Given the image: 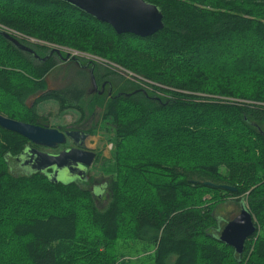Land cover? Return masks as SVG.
I'll use <instances>...</instances> for the list:
<instances>
[{"label": "trees", "instance_id": "trees-1", "mask_svg": "<svg viewBox=\"0 0 264 264\" xmlns=\"http://www.w3.org/2000/svg\"><path fill=\"white\" fill-rule=\"evenodd\" d=\"M144 1L163 23L148 38L117 35L61 0H0V27L152 84L144 92L95 66L94 80L116 90L105 101L86 96L88 74L66 66L59 69L66 85L47 91L45 77L58 63L38 62L0 36L1 115L33 125L46 101L80 113L88 98L102 109L113 145L108 179L86 190L41 174L10 175L7 158L30 144L0 128V264H15L16 252L24 255L16 264H137L130 250L137 245L141 264H264V0ZM95 189L108 200L104 210ZM227 198L257 228L241 255L217 239L225 224L217 208Z\"/></svg>", "mask_w": 264, "mask_h": 264}, {"label": "water", "instance_id": "water-1", "mask_svg": "<svg viewBox=\"0 0 264 264\" xmlns=\"http://www.w3.org/2000/svg\"><path fill=\"white\" fill-rule=\"evenodd\" d=\"M63 3L72 6L94 20L108 25L115 34H131L138 38H148L163 28L162 15L159 9L144 0H61ZM0 36L10 42L21 52L31 54L38 61H44L53 54L61 59L58 50H51L48 55L40 59L35 52L17 42L15 38L9 36L6 32L0 30ZM78 62L75 55L69 56ZM92 90H96L95 80L92 69L89 71ZM0 128L4 131L16 134L24 138L30 145L46 149H56L70 140L75 148L62 151L57 155H48L41 153L36 149L25 147L21 153L22 166H17L23 173L46 174L52 183H58L60 171L72 173L77 171L78 176H69L71 182L82 181V176L92 166L95 160V153L84 147L85 140L89 137L83 132L65 131L61 133L57 129L49 127L47 121L37 120L35 124H25L0 115ZM264 136V134H262ZM25 176V175H24ZM46 176V175H44ZM66 176V175H64ZM202 186L212 189H218L226 192H236L232 187L225 185H216L211 182H202ZM257 230L255 222L248 210L242 206L238 215L227 222L218 235V241L227 246L237 254L241 255L244 249V243Z\"/></svg>", "mask_w": 264, "mask_h": 264}, {"label": "rangeland", "instance_id": "rangeland-1", "mask_svg": "<svg viewBox=\"0 0 264 264\" xmlns=\"http://www.w3.org/2000/svg\"><path fill=\"white\" fill-rule=\"evenodd\" d=\"M0 30L6 32L9 36L15 38V40H17V42L19 44H21V45H23V46H25L31 50H33L32 49L33 46L45 47L43 50H39L37 52L38 54L35 53L36 56L40 59L45 58L48 55V53L54 49L59 51L61 59L66 58L68 54H69V56H72L73 53H76V52H71V51H68L65 49H61V48L59 49V48H56L53 46H46V45L44 46L41 43H37V42L32 41V40L23 39L18 34L12 32L11 30L2 28V27H0ZM33 51L35 52V50H33ZM75 57L78 60H80L82 65L87 64V63H91L94 66H98L102 69L110 70L111 72L115 73L116 75L121 76L122 78H124L126 80H129V81L131 80V82H133L137 86L138 89H140L144 92H147V91L150 92L151 91L149 86L152 84L150 82H148L147 80H145L141 77H138V79H133L132 76L130 74H128V72H125L121 69H118L110 63H106L105 61H102L101 59H98V58H95V57H92L89 55H87V56L86 55H82V56L76 55ZM57 58L58 57L56 56V54H53L50 57V59H52L56 63H58ZM35 60L38 61L37 59H35ZM144 60H145L146 65L149 68L153 67V63L151 61H149L148 59H144ZM59 69L60 68L56 67V69L51 71L45 77L46 90L47 91H56V90H60L61 88L64 87V80H63L64 75H62V72H60ZM55 70H58L56 72V74H54ZM138 89H136V90H138ZM88 90L90 91L91 88L89 87L87 89V91ZM110 90L112 91L111 96L115 97L116 96V93L114 94V91L116 92L115 88H113L111 86ZM39 96H40V94H37L34 97H31L28 101H26L27 106L29 108L32 107L35 100L37 98H39ZM92 96H94V95H92ZM158 96L160 98L161 97L165 98V96L162 94H160ZM101 98H103V97H101ZM87 99L86 100L84 99L83 107H82L80 113H77L75 111H70V110L63 111L62 109H60L57 106V104L55 102H52V101H46V102L38 105L36 107V109H37L38 115L41 117V119H44L45 121H47L50 128H56V129L59 128L60 130L61 129L62 130L75 129L76 132L85 133L84 131L86 129L84 128V125L88 127L86 130V133L89 136H91V139H90V143L85 144V146L89 150H92L96 154V159L88 171V174H89L88 180H84L82 182L78 180V182H76V183L79 187L86 189V190H89V189H91L90 188L91 183L93 184L92 186H94V188H95V187L100 186L101 184L103 185V183L106 182V180L108 179V177L104 176L103 169L106 168L107 163L110 159V153L112 151L113 145L111 142L108 141L109 137L112 138V135L109 136V133L107 135L102 130V128H103V124L101 123L102 109L97 107V106L94 107L93 109H91L87 105ZM1 116L5 117L4 115H1ZM6 118H8V117H6ZM7 164H8V170H9L10 175L16 176V177L28 175V174L23 173L20 169L17 168V164L13 161L12 158H7ZM58 180L60 183H63V184L71 183L70 179H68L64 175L59 176ZM101 192H100V190L95 191L96 195H101V196L103 195L102 199L96 201V205H97L98 209L104 210L108 204V200H107L106 196H104V193L101 194ZM49 194H50V192L47 191L45 195L48 196ZM238 212H239V208L236 207V205L234 203V199H230V198H227V201L219 204L218 208H217V214H218L219 218L223 221H228V220L230 221L232 218H234L238 215ZM134 249L137 250V253L133 254V256H136V258H133L132 260H137L136 263L141 264L143 257L145 256V255H142V248L139 245H137V247L133 246L130 250L136 251ZM148 252L150 254L152 252V250L149 249ZM23 257H24V255L21 252H16L13 263L16 264V262L19 260H22Z\"/></svg>", "mask_w": 264, "mask_h": 264}, {"label": "flooded vegetation", "instance_id": "flooded-vegetation-1", "mask_svg": "<svg viewBox=\"0 0 264 264\" xmlns=\"http://www.w3.org/2000/svg\"><path fill=\"white\" fill-rule=\"evenodd\" d=\"M58 59V65H57V67L58 68H60L61 70H64L65 68H66V66H73V67H75V68H77V69H80V70H82V71H84L85 73H87L88 74V79H89V82H90V88H91V90L89 91H87V94H86V96H92V95H97V96H100V97H103L106 101L107 100H109L110 98H112V96H111V90H110V85H109V82H107L106 80H100L99 82H97L96 83V81H95V86H96V90H92V84H91V79H90V75H89V71L92 69V71H93V69L95 68V66L93 65V64H91V63H87V64H84V65H82L81 64V62H80V60H78V62H76V60H74V59H72V58H70V57H66V58H64V59H59V58H57ZM63 80H64V76H63ZM66 85V81H64V86ZM56 91H58V90H56ZM71 111V110H70ZM79 113V112H78ZM39 120H43V121H45L44 119H39ZM84 128L87 130V126H85L84 125ZM57 130H59L61 133H63V132H65V131H75V129H69V130H60L59 128H57ZM86 130L84 131L85 132V134H87L86 133ZM80 131V130H79ZM88 135V134H87ZM89 136V135H88ZM89 138H91V136H89L86 140H85V142H84V144L80 147L81 149H84V147L85 148H87L86 146H85V144H87L86 142H87V140L89 139ZM30 149H36L37 151H39V152H41V153H45V154H48V155H57L58 153H60V152H62V151H67V150H69V149H72V148H75V145L73 144V142L72 141H70V140H67L66 141V143L64 144V145H62V146H59V147H57L56 149H46V148H40V147H35V146H32V145H27ZM88 149V148H87ZM23 151H25V149L23 150ZM22 151V152H23ZM21 152V153H22ZM93 152V151H92ZM21 153L18 155V156H16V157H14V158H12L13 159V161L17 164V166L19 167V166H22V160H21ZM94 153V152H93ZM95 159H96V154H95ZM95 161V160H94ZM23 167V166H22ZM90 169V168H89ZM89 169L86 171V173H85V175H83L82 176V180L84 179V180H88V178H89V174H88V171H89ZM52 173V170L50 171H48L46 174H44V175H50ZM58 174L61 176V175H66V177H69V176H78L77 175V171H74V172H72V173H69L68 171H60V172H58ZM92 189H93V186H92ZM239 211H240V209H239ZM239 213V212H238ZM235 218V217H234ZM234 218H232L231 220H233ZM230 220V221H231ZM222 222H225V224L227 223V222H229V220L228 221H222ZM224 224V225H225ZM224 225L222 226V228L224 227ZM222 228H221V230H222ZM221 232V231H220ZM247 241V240H246ZM245 241V242H246ZM243 253V252H242ZM241 253V254H242Z\"/></svg>", "mask_w": 264, "mask_h": 264}, {"label": "built area", "instance_id": "built-area-1", "mask_svg": "<svg viewBox=\"0 0 264 264\" xmlns=\"http://www.w3.org/2000/svg\"><path fill=\"white\" fill-rule=\"evenodd\" d=\"M73 55H75V56H76V55L82 56L81 54H78V53H73Z\"/></svg>", "mask_w": 264, "mask_h": 264}, {"label": "crops", "instance_id": "crops-1", "mask_svg": "<svg viewBox=\"0 0 264 264\" xmlns=\"http://www.w3.org/2000/svg\"><path fill=\"white\" fill-rule=\"evenodd\" d=\"M90 139H91V138H89V139L87 140V142H86L87 144H89V143H90Z\"/></svg>", "mask_w": 264, "mask_h": 264}]
</instances>
